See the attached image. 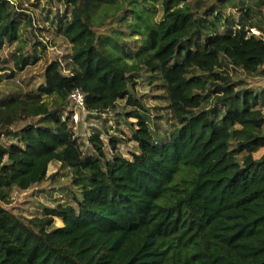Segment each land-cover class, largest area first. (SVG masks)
Here are the masks:
<instances>
[{"label": "trees", "instance_id": "obj_1", "mask_svg": "<svg viewBox=\"0 0 264 264\" xmlns=\"http://www.w3.org/2000/svg\"><path fill=\"white\" fill-rule=\"evenodd\" d=\"M14 1L0 0V83L38 60L13 56L6 74L1 51L19 31L45 48ZM37 1L63 7L67 52L35 91L0 97V264H264V88L232 76L264 79V0H99L95 26L83 0ZM143 77L164 93L167 129L152 130L136 98ZM74 89L86 121L119 101L139 109L127 114L129 158L101 139L105 127L83 151L67 114ZM56 163L71 173L69 201L32 218L5 207Z\"/></svg>", "mask_w": 264, "mask_h": 264}, {"label": "rangeland", "instance_id": "obj_2", "mask_svg": "<svg viewBox=\"0 0 264 264\" xmlns=\"http://www.w3.org/2000/svg\"><path fill=\"white\" fill-rule=\"evenodd\" d=\"M194 1L195 0H190V3H193ZM14 2H18L23 11L33 18L34 24L38 28V40L45 45V48L42 49L37 45V39L32 35L30 29L24 33L23 38L19 31V39L14 44L3 48L1 55L2 59L6 61L5 66L8 69L6 74L14 71L13 56L19 54L30 55L33 51H36L38 60L33 65L27 66L22 72H16L14 78L4 79L3 82L0 83V97L13 91L22 93L35 91L38 85L42 82V72L45 64L55 57L60 58L65 52H67V46L63 44L60 37L61 29L64 27V24L68 19L62 6L59 4L49 6L48 4L37 0H15ZM99 2V0H83L85 16L88 20L94 23V26L95 13H97L101 7ZM123 2V0H116L117 4ZM144 6L145 8L153 10L155 14L153 19L155 21L161 19L162 12L158 5L150 7L148 4ZM235 11V9L228 10V13L234 17V21L238 17L237 12ZM129 19L131 20L132 18ZM96 31L99 32L100 29H96ZM134 38H137V36L135 35ZM234 74L242 78V80L247 82L252 88H264V79L262 77H243L239 73H232V76H234ZM235 80H237V78H235ZM146 83L144 77L139 81L136 87V98L140 104L143 105L144 109H146V114L151 120V129L155 130L156 126H158L160 131L162 129H167L169 126V124H167V119L170 115L168 104L164 98V93L156 90V87L154 86L149 87ZM134 110L139 109L137 107H127L125 101H119L118 107L115 111L107 112L99 119L90 118L79 126H72L70 121L69 124H71L72 131L78 142L81 143L84 152L85 150H89L88 138L92 133V128L95 127L103 130L105 127L104 131L107 130L109 132L107 135H104L103 133L101 139L106 142L110 136L116 137L120 142V154L129 158L130 153L134 150V144L129 141L131 136V126L128 124H132V128H136L137 121L134 118H128L127 114ZM262 113L264 115V108H262ZM263 153L264 148H262V150L255 156L259 157ZM47 174L48 179L39 186H35L25 192L14 191L11 194L10 203L5 205V207L13 213L32 218L41 217L43 214L42 211L46 207L52 208L60 202L69 201L71 197L69 189L70 171L67 168H62L56 163L51 164L48 167ZM55 225L60 227L61 221L55 219Z\"/></svg>", "mask_w": 264, "mask_h": 264}, {"label": "built area", "instance_id": "obj_3", "mask_svg": "<svg viewBox=\"0 0 264 264\" xmlns=\"http://www.w3.org/2000/svg\"><path fill=\"white\" fill-rule=\"evenodd\" d=\"M250 33L254 36H259V32L255 29H250ZM68 102L67 114L72 126H79L81 122H86V118L90 114L85 110L82 93L78 89H74L70 92Z\"/></svg>", "mask_w": 264, "mask_h": 264}]
</instances>
